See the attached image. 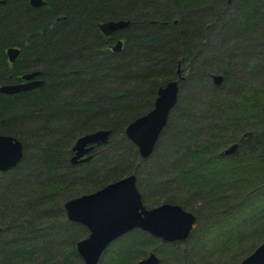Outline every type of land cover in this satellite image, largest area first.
<instances>
[{"label": "trees", "instance_id": "obj_1", "mask_svg": "<svg viewBox=\"0 0 264 264\" xmlns=\"http://www.w3.org/2000/svg\"><path fill=\"white\" fill-rule=\"evenodd\" d=\"M44 2L0 4V85L33 70L44 82L0 93V134L23 145L20 163L0 174V264H81L76 243L88 231L66 219L63 202L84 192L76 185L92 192L131 173L146 208L178 204L195 214V226L171 243L133 229L98 264H137L150 252L158 264H239L264 241V0ZM109 20L129 24L106 36L98 25ZM213 32L228 51L196 65L200 42ZM118 39L123 46L114 52ZM9 47L20 49L14 63ZM178 69L180 89L188 80L193 90L179 94L168 117L163 156L171 155L158 163L164 179L157 181L138 172L146 159L124 129L153 108ZM213 74L223 75L221 86ZM98 129L111 131L104 173L91 161L71 165V144Z\"/></svg>", "mask_w": 264, "mask_h": 264}, {"label": "water", "instance_id": "obj_2", "mask_svg": "<svg viewBox=\"0 0 264 264\" xmlns=\"http://www.w3.org/2000/svg\"><path fill=\"white\" fill-rule=\"evenodd\" d=\"M5 0H0L4 4ZM32 7L45 5L44 0H29ZM127 20H109L99 23V30L106 36L128 26ZM123 42L118 39L112 51L122 49ZM19 54L17 47H9L6 55L9 62H14ZM177 72H179L177 70ZM41 71L27 72L21 76L23 82L1 84L0 93L14 95L43 85L38 78ZM184 79L178 76L167 82L157 91L153 108L146 114L131 121L124 129L125 137L136 146L137 154L147 159L153 152L158 137L168 122L170 111L175 107L179 94V82ZM212 82L221 86L223 75L213 74ZM109 129H98L80 135L74 141L70 164L87 163L92 159L94 146L104 145L108 141ZM237 144L233 143L222 151L223 156L231 155ZM23 158L21 141L10 135L0 134V173L15 168ZM134 174L111 182L89 194L66 201L63 205L66 219L84 226L88 234L76 243V252L82 264H98L101 255L108 246L133 229H139L163 242L185 241L195 226L196 217L178 204L162 203L146 208L141 193L137 189ZM159 257L150 252L139 259L137 264H158ZM239 264H264V241Z\"/></svg>", "mask_w": 264, "mask_h": 264}, {"label": "rangeland", "instance_id": "obj_3", "mask_svg": "<svg viewBox=\"0 0 264 264\" xmlns=\"http://www.w3.org/2000/svg\"><path fill=\"white\" fill-rule=\"evenodd\" d=\"M203 41H201L200 42V44H199V49L197 50L198 51V54H199V52H200V55H198V57L196 58V60L194 61V63L197 65L198 63L200 64V62L202 61H204V57L205 56H209L210 54H212V53H215V54H221V53H225L226 54V51H228V49L226 50V48L225 47H223L222 45H221V43H220V37H218V36H216L215 35V33L213 32V33H208V38H207V44L205 45L204 44V46H202L201 47V45H203ZM220 43V44H219ZM228 53V52H227ZM183 73V72H182ZM183 74H185V73H183ZM188 80H185V84L183 83L182 84V87H181V91H180V96H185V95H187L189 92H190V88L193 90V88H192V86L190 85V81H188ZM187 83V84H186ZM185 100V99H184ZM204 99H202L200 102H196V103H194V108L196 109V110H198L199 111V109H201V108H203V104H204V101H203ZM177 105V104H176ZM174 110L176 109V107H174L173 108ZM171 110L170 111V113H169V116L170 117H173V116H175L176 114H175V111L174 110ZM205 114V113H204ZM172 119V118H171ZM167 125V124H166ZM165 127H167L166 128V130L163 132V134H162V136H161V134H160V136L158 137V139H157V142H156V144H155V147H154V150H153V152H152V154L145 160V161H137V164H138V172L140 171V172H142V171H144L145 173H152L151 174V176L152 177H155V180H157L158 181V179H164L163 178V174H160V167H158V163H162L161 161V158H165V157H170V155H171V152H170V154H166V155H164L163 156V153L165 152V150H164V144H165V141H164V137H165V134L164 133H166L167 131H169V129H170V127H168V126H165ZM164 127V128H165ZM163 128V129H164ZM172 129V128H171ZM163 131V130H162ZM162 133V132H161ZM79 137V136H78ZM164 142V143H163ZM163 147H162V146ZM161 146V147H160ZM105 153V154H104ZM108 153H109V150H108V148L106 149L105 148V145H100L97 149H96V151L94 152V156L92 157V159H91V163L93 164V167H98V169L101 171V163H100V160H101V155H108ZM117 154H116V156H120V155H122L123 156V149H118V151L116 152ZM139 156V155H138ZM163 156V157H162ZM111 157H114V159H115V156H113V154H112V156ZM139 158H140V156H139ZM114 159H110V160H113L114 161ZM142 159V158H141ZM145 163V164H144ZM104 165H105V163H104ZM103 171H101V173H102ZM144 172H142L143 174H144ZM101 173H98V175H100L101 176ZM104 173V172H103ZM1 174V173H0ZM131 174H134L135 176H136V179H137V181H136V183H137V189L139 190V187H138V181H139V179H138V174L136 175V173H131ZM131 174H129V175H131ZM126 176H128V175H126ZM126 176H124V177H126ZM123 178V177H122ZM142 178H145V176L143 175L142 176ZM121 179V178H120ZM85 180H88V179H85ZM85 180H81L80 181V183H84V182H86ZM79 181V180H78ZM114 182V181H113ZM111 183V182H110ZM1 182H0V187H1ZM109 184V183H108ZM107 185V184H106ZM77 189H84L83 191L84 192H82V193H79L78 195L77 194H75V195H72L71 197H68L64 202H63V204H62V206L64 205V203L66 202V201H68V200H70V199H73V198H77V197H79V196H81V195H84V194H89V193H91V191L89 190V186L88 185H76L75 186ZM2 188V187H1ZM98 190V189H97ZM96 191V190H95ZM92 192H94V191H92ZM140 192V191H139ZM77 195V196H76ZM162 204V203H161ZM188 211V210H187ZM189 212H192V211H189ZM193 213V212H192ZM194 214V213H193ZM195 215V214H194ZM196 217V216H195ZM195 222H196V220H195ZM87 234H88V232H87ZM87 234H86V236H87ZM85 236V237H86ZM84 238V237H83ZM81 240V239H80ZM79 241V240H78ZM77 241V242H78ZM109 247V246H108ZM251 253V252H250ZM249 253V254H250ZM248 254V255H249ZM102 256V255H101ZM247 256V255H246ZM245 256V257H246ZM101 258V257H100ZM244 258V257H243ZM242 258V259H243ZM82 261V260H81ZM81 264H82V262H81Z\"/></svg>", "mask_w": 264, "mask_h": 264}, {"label": "flooded vegetation", "instance_id": "obj_4", "mask_svg": "<svg viewBox=\"0 0 264 264\" xmlns=\"http://www.w3.org/2000/svg\"><path fill=\"white\" fill-rule=\"evenodd\" d=\"M18 48V47H17ZM19 49V48H18ZM19 52H20V49H19ZM19 55V54H18ZM17 58V57H16ZM9 61V60H8ZM15 61V60H14ZM9 63H11V62H9ZM12 63H14V62H12ZM178 66H180V65H178ZM33 71H37V70H33ZM40 71V70H39ZM178 71H179V69H178ZM30 72H32V71H30ZM25 73H27V72H25ZM25 73H23V74H25ZM23 74H20V75H17L16 76V79H14L12 82H10V83H8V84H15V83H19V82H23L22 80H21V76L23 75ZM41 74H42V72H41ZM183 76L184 77V79H185V76H184V74L181 72V71H179V72H177V77L178 76ZM41 77V75L38 77V78H40ZM41 79V78H40ZM183 79V80H184ZM43 80V79H42ZM182 80V81H183ZM181 82V81H180ZM180 82H179V88H180ZM29 91V90H28ZM179 94H180V90H179ZM179 94H178V98H179ZM178 101V100H177ZM176 106V105H175ZM76 140V139H75ZM74 140V141H75ZM74 143V142H73ZM73 143L71 144V147H72V145H73ZM105 145V144H104ZM96 147H99V146H94V148L92 149V151H91V154H92V157L94 156V149L96 148ZM73 155V152L71 151V156ZM71 158V157H70ZM91 161V160H90ZM89 161V162H90ZM88 163V162H87ZM82 164H85V163H82ZM76 165H78V164H76ZM72 223V222H71Z\"/></svg>", "mask_w": 264, "mask_h": 264}, {"label": "bare ground", "instance_id": "obj_5", "mask_svg": "<svg viewBox=\"0 0 264 264\" xmlns=\"http://www.w3.org/2000/svg\"><path fill=\"white\" fill-rule=\"evenodd\" d=\"M68 251V250H67Z\"/></svg>", "mask_w": 264, "mask_h": 264}]
</instances>
